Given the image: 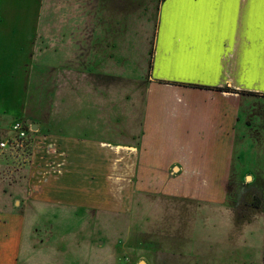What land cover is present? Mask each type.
I'll return each mask as SVG.
<instances>
[{
  "label": "crops",
  "instance_id": "obj_1",
  "mask_svg": "<svg viewBox=\"0 0 264 264\" xmlns=\"http://www.w3.org/2000/svg\"><path fill=\"white\" fill-rule=\"evenodd\" d=\"M109 1L86 15L78 10L61 33L70 37L67 43L76 44L71 49L64 47L59 59L64 62V82L69 80L79 89L74 91L78 101L80 89L85 88L81 84H87L89 92L92 85L95 92L101 81L132 78L122 72L135 67L132 53L136 47H118L111 39L129 30L130 18L138 21V30L150 23L137 9L130 11L128 1L120 13L114 12L116 7L109 8L114 5ZM44 3L42 0L43 7ZM74 3V8L81 9L80 0ZM140 11L145 12V6ZM87 15L92 19L88 26ZM41 16L44 19L45 12ZM156 21L152 68L136 139L119 143L53 133L35 138L32 160L39 169L35 166L28 174V187L22 190L15 185L9 196L0 187V264H62L55 262L61 247L53 240L58 239L53 238V230L62 218L86 222L97 212H128L136 194L192 200L188 181H215L212 186L221 181L224 186L232 177L234 156L241 144L264 147V28L258 0H165ZM85 26L90 32L86 33ZM81 36L89 37L83 56L84 49L77 44ZM143 56L149 59L148 50ZM118 65L124 68L120 75L114 71ZM82 66L89 69L87 79L80 76ZM136 76L143 78L144 74ZM221 88L232 92L218 90ZM80 111L72 118L86 115V110ZM91 115L95 116L89 108ZM160 180L167 181V195L161 194ZM145 181L151 182L145 185ZM175 182L186 186L184 193L174 192ZM207 193L220 196L216 201L221 204L226 201L224 192ZM225 253L227 259H235L237 251ZM159 254L165 253L155 256Z\"/></svg>",
  "mask_w": 264,
  "mask_h": 264
},
{
  "label": "rangeland",
  "instance_id": "obj_2",
  "mask_svg": "<svg viewBox=\"0 0 264 264\" xmlns=\"http://www.w3.org/2000/svg\"><path fill=\"white\" fill-rule=\"evenodd\" d=\"M43 1L44 7L42 0H3L0 4V117L3 118L0 124L4 129L0 142L12 136L15 122L28 124L29 121L38 126L37 131L32 129L33 144L35 138L51 133L71 138H106L119 143L135 140L140 132L139 121L151 72L156 19L164 1H109L114 3L109 8L116 7L114 12L119 13L128 1L130 11L137 9L150 23L138 30V21L130 18L129 30L111 39L118 47H136V52L132 53L135 67H127L126 72H122L132 78L101 81L95 92L92 85L89 92L88 85L81 84L85 88L80 89L79 101L74 95V91H79L77 85L68 83L69 80L64 82V62L59 59L64 47L74 43H67L70 37L64 38L61 33L66 21L75 18L78 10L86 15L97 7L102 9L105 0H80L81 9L74 8L77 0ZM143 6L145 12L140 11ZM42 12H45L44 19ZM119 13L116 16L120 18ZM88 16L84 20L87 26L92 20ZM79 39L77 44L84 49L83 56L89 37ZM142 49L148 50V60ZM118 67L114 71L120 75V69L124 68ZM80 70V76L87 79L89 69L82 66ZM143 74V78L136 76ZM89 108L94 117L88 116ZM80 110H86V115L72 118L73 114L79 115ZM89 117H92L91 124ZM64 119L71 122L67 124ZM73 119L77 120L74 124ZM32 143L24 151H0V187L7 196L15 185L22 190L27 188L28 174L35 166L39 169L32 160ZM35 156L38 159L39 153ZM157 182L162 186L161 194H166L167 181ZM188 182V196L192 200L136 194L128 212H97L93 220L86 222L62 218L60 226L53 230V238L58 237L53 240L61 247L60 259L55 262L168 264L174 255L172 264H264V147H255L249 142L241 144L234 156L232 177L224 186L220 185L221 181L219 185L216 181V186H212L215 181L211 180ZM175 184L174 192H185V185ZM205 188L209 193L224 192L225 203L217 202L220 196L208 194ZM227 251H237L235 259H227L224 256ZM155 253L165 254L155 256Z\"/></svg>",
  "mask_w": 264,
  "mask_h": 264
},
{
  "label": "built area",
  "instance_id": "obj_3",
  "mask_svg": "<svg viewBox=\"0 0 264 264\" xmlns=\"http://www.w3.org/2000/svg\"><path fill=\"white\" fill-rule=\"evenodd\" d=\"M12 136L0 142V151H24L31 146L33 130L26 122H15L11 128Z\"/></svg>",
  "mask_w": 264,
  "mask_h": 264
},
{
  "label": "snow or ice",
  "instance_id": "obj_4",
  "mask_svg": "<svg viewBox=\"0 0 264 264\" xmlns=\"http://www.w3.org/2000/svg\"><path fill=\"white\" fill-rule=\"evenodd\" d=\"M177 3H239V0H174ZM256 2V0H254ZM262 7V28H264V0H258Z\"/></svg>",
  "mask_w": 264,
  "mask_h": 264
},
{
  "label": "trees",
  "instance_id": "obj_5",
  "mask_svg": "<svg viewBox=\"0 0 264 264\" xmlns=\"http://www.w3.org/2000/svg\"><path fill=\"white\" fill-rule=\"evenodd\" d=\"M163 1H165V0H162V2ZM150 68H152V62H151V65H150ZM195 88H204V87H201V86H194ZM218 90H220V91H223V92H232V90L231 89H229V88H221V89H218ZM243 94V93H242ZM248 95H256V94H254V93H247Z\"/></svg>",
  "mask_w": 264,
  "mask_h": 264
},
{
  "label": "water",
  "instance_id": "obj_6",
  "mask_svg": "<svg viewBox=\"0 0 264 264\" xmlns=\"http://www.w3.org/2000/svg\"><path fill=\"white\" fill-rule=\"evenodd\" d=\"M28 124L32 126V129H33L34 131H37V130H38V126H37V125H33L31 121H29ZM175 170H176V169H175ZM141 264H145V263H144V262H141Z\"/></svg>",
  "mask_w": 264,
  "mask_h": 264
}]
</instances>
